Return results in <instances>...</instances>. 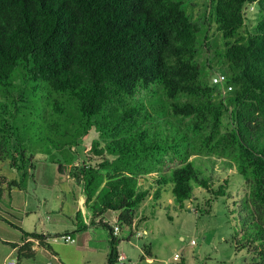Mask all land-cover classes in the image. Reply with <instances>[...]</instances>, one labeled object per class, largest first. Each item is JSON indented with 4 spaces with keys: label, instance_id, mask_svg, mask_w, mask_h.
<instances>
[{
    "label": "trees",
    "instance_id": "trees-1",
    "mask_svg": "<svg viewBox=\"0 0 264 264\" xmlns=\"http://www.w3.org/2000/svg\"><path fill=\"white\" fill-rule=\"evenodd\" d=\"M207 7L222 43L212 48L204 37V46L225 68L224 97L205 79L200 26L183 0H0V162L22 174L20 186L0 175V200L5 185L21 189L34 169L24 146L30 132L49 134L62 157L58 174L84 198L70 233L101 227L97 245L107 242L106 264H115L121 240L104 214L116 215L129 240L136 208L160 188L171 186L180 207L195 187L224 198L227 182L214 189L192 157L226 159L247 186L237 247L246 264H264V0ZM91 132L88 156L75 159ZM3 220L21 232V245L12 244L18 260L34 259L35 242L53 256L47 239L60 235Z\"/></svg>",
    "mask_w": 264,
    "mask_h": 264
},
{
    "label": "rangeland",
    "instance_id": "rangeland-1",
    "mask_svg": "<svg viewBox=\"0 0 264 264\" xmlns=\"http://www.w3.org/2000/svg\"><path fill=\"white\" fill-rule=\"evenodd\" d=\"M183 1L191 19L200 26L198 60L207 73L205 79L211 84L214 76L225 75L226 71L222 66L215 68L213 55L208 54L205 49L204 37L215 48L221 47V36L206 19L208 0ZM256 12V5L245 6L247 27L255 24ZM208 65L212 69H208ZM48 137L50 135L46 133L30 132L24 146L27 156L32 158L34 169L29 170L21 189L4 186L3 198L0 200V264L12 261L15 264H53L56 263L54 256L63 259L64 264H106L103 252L85 251L77 247L86 244L89 237L87 233L77 237L75 243H66L58 236L49 238L47 243L54 252L53 256L39 248L35 251L34 259L18 260L17 249L12 247L13 243H20L21 232L3 219L23 231L38 232L46 229L60 235L67 229V218L71 217L82 198L81 190L66 176L58 174L54 161H62V157L59 151L50 148ZM95 137L96 134L91 132L86 140L80 141L75 149V159L82 160L88 156L84 149H88ZM192 161L211 179L214 189L226 181L227 196L213 200L205 190L195 187L193 197L184 201L180 207L171 193V186L160 188L159 197L153 200L150 196L135 210L134 220H140L137 229L146 231V235L139 241L136 240L135 233L129 241L124 237L120 239L123 252L131 256L134 264H173L174 254L180 256V264L249 262L246 250L237 247L240 244L241 224L244 222L243 198L247 194L243 178L226 159L194 156ZM0 175L20 186L22 174L10 169L7 161L0 162ZM147 186L148 184L142 185L143 188ZM208 200L212 201L207 204ZM143 245L146 250L150 249L152 263H147L149 260L141 255Z\"/></svg>",
    "mask_w": 264,
    "mask_h": 264
},
{
    "label": "crops",
    "instance_id": "crops-1",
    "mask_svg": "<svg viewBox=\"0 0 264 264\" xmlns=\"http://www.w3.org/2000/svg\"><path fill=\"white\" fill-rule=\"evenodd\" d=\"M68 178V177H67ZM69 179V178H68ZM70 180V179H69ZM71 181V180H70ZM72 182V181H71ZM73 183V182H72ZM73 185L75 186V184L73 183ZM76 187V186H75ZM78 188V187H76ZM80 189V188H78ZM81 190V189H80ZM82 192V191H81ZM83 201H84V198L82 196V198L79 200V205L78 207H76L71 215V217H68L67 219L69 220L68 222V225L66 226L67 229H64L63 233L60 234V236L62 235H69L73 240H74V243H75V239L77 237H80L82 234H89V237L86 239V244L84 245H77V247L79 249H84L85 251H92V252H95V251H101L105 254V257H107V242L105 243V246L104 247H98V243H102V231L103 229L101 227H93V226H88L86 227L85 230L83 231H80V232H77V233H74V234H71L70 232H72L74 229H75V226H74V220H75V213L76 211L78 210V208H80L83 204ZM109 218V220H108ZM115 218H116V215L113 214V213H106L102 216L101 218V222L102 223H108L110 226H113L115 224ZM143 218H141L142 220ZM140 220H134V223H133V234L136 232H141V231H138V223H139ZM88 224V223H87ZM18 227V226H17ZM135 227V228H134ZM20 228V227H19ZM25 232H31V231H25ZM32 232H37V231H32ZM142 232H146V231H142ZM37 233H42V234H55L53 232H50L46 229L42 230L41 231H38ZM59 236V237H60ZM125 235H122V232L120 231V234L117 238L121 239L123 238ZM49 239V238H48ZM48 239H47V242H48ZM79 239V238H78ZM126 239V237H125ZM141 238L139 239H136V240H140ZM128 240V239H126ZM130 240V239H129ZM128 240V241H129ZM180 240H182V238L180 237ZM92 243V244H91ZM121 243V242H120ZM118 245V254L119 255H123L125 258H126V264H134V262L131 261V256L125 252H123L122 248H121V245ZM13 244H19L21 245V243H13ZM14 249V248H13ZM16 249V248H15ZM33 251L35 252L37 249H39L37 243L35 242L34 243V246L32 247ZM148 253L150 254L151 256V251L150 249L147 250ZM54 253V252H53ZM140 253L143 257H146L149 261H147V263H152L153 261L150 260L152 259V257H148V254L146 253V247L145 245H143V249H140ZM52 256V255H51ZM54 261H56V263H53V264H64V260L61 259L60 257H56L54 256L53 258ZM48 264H51L50 262ZM141 264V263H139Z\"/></svg>",
    "mask_w": 264,
    "mask_h": 264
},
{
    "label": "built area",
    "instance_id": "built-area-1",
    "mask_svg": "<svg viewBox=\"0 0 264 264\" xmlns=\"http://www.w3.org/2000/svg\"><path fill=\"white\" fill-rule=\"evenodd\" d=\"M211 84L217 86L220 90L221 95L224 97L228 92L231 91V87H226L225 85V77L224 75H216L212 78ZM112 234L115 238H117L120 234V229L117 225L112 226ZM146 235V232H136L135 238L139 239ZM60 238L66 243H74V240L69 235H62ZM191 244H194V241H191ZM173 264H180V256L178 254H174ZM8 264H15L14 261ZM115 264H126V258L123 255H118Z\"/></svg>",
    "mask_w": 264,
    "mask_h": 264
}]
</instances>
